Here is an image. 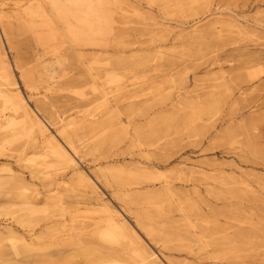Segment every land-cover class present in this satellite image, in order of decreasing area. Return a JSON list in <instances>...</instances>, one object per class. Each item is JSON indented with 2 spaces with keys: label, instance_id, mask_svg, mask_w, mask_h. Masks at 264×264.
<instances>
[{
  "label": "rangeland",
  "instance_id": "1",
  "mask_svg": "<svg viewBox=\"0 0 264 264\" xmlns=\"http://www.w3.org/2000/svg\"><path fill=\"white\" fill-rule=\"evenodd\" d=\"M82 1L115 12L86 45L57 14L64 3L0 0V65L10 73L0 89L51 134L60 120L98 123L76 143L89 145L75 162L93 192L0 101L12 120L0 129V168L14 176L0 173V230L38 236L17 256L3 242L0 263L119 264L99 254L123 245L99 237L104 202L160 264H264V0ZM34 192L19 214L20 195ZM144 212L157 236L137 226ZM64 220L80 226L73 247L58 233ZM169 231L178 238L165 240Z\"/></svg>",
  "mask_w": 264,
  "mask_h": 264
},
{
  "label": "bare ground",
  "instance_id": "2",
  "mask_svg": "<svg viewBox=\"0 0 264 264\" xmlns=\"http://www.w3.org/2000/svg\"><path fill=\"white\" fill-rule=\"evenodd\" d=\"M52 3H64V5L68 6L66 8L58 7L57 14L60 16L61 20H63L66 24L70 22V20L75 21V25L68 24V33L71 36L74 43L78 45H86L91 44L94 41L95 36L107 32V25H103L104 23H108L109 20L112 22L111 16L115 14L111 9H100L99 7L92 8L83 2L82 0H49ZM63 5V6H64ZM134 11H138L134 6H130ZM100 13V15L95 17V14ZM219 11H214L213 14L217 15ZM212 25L217 32L220 30L216 27L218 25V21H213ZM233 28L241 31L239 25L237 23H231ZM185 29H181V32H184ZM0 86L8 83L10 80V73L7 66L0 65ZM13 87L15 85L13 84ZM108 94L103 93L102 98L104 100V104L106 109H109L108 105ZM0 101L7 104L10 109L15 113L19 114L22 117V122L26 124V128L32 138L34 143L40 146L41 149H46L48 154L57 161L63 168L70 170L71 172H76L79 176V182L84 185V187H90V189L95 192L93 184L90 182V178L78 171L77 163L75 162V158H80L81 154L84 153L89 147L88 144H84L81 142L80 144H76L81 141L79 138V133L83 130L91 127H95L98 123L97 120H90L87 117H82L76 123H69L60 120V126L55 131V133L51 134L48 131L46 124L38 117L37 113L32 111L24 99L19 96L17 93L8 94L7 91L0 89ZM12 123V120H8L4 117V115H0V129H6L5 126ZM5 127V128H4ZM108 142L107 139H102L99 144H106ZM62 143L64 145H62ZM204 171L203 169H198L197 171L192 170L191 173H197ZM7 173L8 180H11L14 176L12 174V170L8 167L0 168V173ZM1 180V177H0ZM25 191V190H24ZM92 191H90L92 193ZM22 198L21 207L19 206L18 213L21 214V210L29 209L31 203L39 196L38 192L31 193L30 195H20ZM29 206V207H28ZM13 207L16 206L13 205ZM98 207L103 208L106 213L105 219V230L99 232V237L102 240H105L109 243H123L119 248H108L103 249V253L101 254L102 258H111L118 257L122 258L118 261L119 264H160L156 257L152 253L148 251L143 245L140 244L138 238L135 234L131 232V230L126 226L125 222L120 219L118 213L110 208L106 203L102 202L98 204ZM18 214V215H19ZM16 216L12 223L18 224L20 227L24 225L23 220L20 219L19 216ZM153 221V217L150 213H140L136 218L137 226L144 230L145 234L148 236H157L156 231L152 229L150 226H147L148 223ZM80 226L75 225L74 221H66L64 220L58 226V233L60 238L67 243L68 246H75L77 240L80 236ZM169 230V228H166ZM203 233V232H202ZM201 233V234H202ZM187 234L188 233L187 231ZM87 234H84L86 236ZM173 238H178L175 234H171V232H167L165 235V240ZM38 238L37 235L31 234L26 239L24 238L16 229L12 226H5L2 230H0V248L3 246V242L9 243L11 245V249L13 254L20 255L22 252H28L30 247H33L34 241ZM102 251V250H100ZM125 258V259H124ZM206 259H212V256L205 255ZM113 260H104L98 264H111ZM3 264V263H0ZM76 264H92L91 261H80Z\"/></svg>",
  "mask_w": 264,
  "mask_h": 264
}]
</instances>
